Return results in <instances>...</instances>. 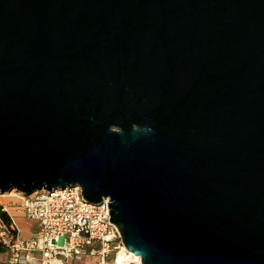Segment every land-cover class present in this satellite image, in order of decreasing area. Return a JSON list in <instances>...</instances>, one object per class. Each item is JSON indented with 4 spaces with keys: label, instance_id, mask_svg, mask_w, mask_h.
Here are the masks:
<instances>
[{
    "label": "water",
    "instance_id": "1",
    "mask_svg": "<svg viewBox=\"0 0 264 264\" xmlns=\"http://www.w3.org/2000/svg\"><path fill=\"white\" fill-rule=\"evenodd\" d=\"M73 187L142 264H264V0H0V192Z\"/></svg>",
    "mask_w": 264,
    "mask_h": 264
},
{
    "label": "built area",
    "instance_id": "2",
    "mask_svg": "<svg viewBox=\"0 0 264 264\" xmlns=\"http://www.w3.org/2000/svg\"><path fill=\"white\" fill-rule=\"evenodd\" d=\"M12 192H0V248L10 255L7 264H78L94 258L93 264H142L127 250L110 221L108 200L89 203L80 187L37 193L35 199ZM14 201L17 214L24 213L37 223V232L29 239L21 238L16 216L10 211Z\"/></svg>",
    "mask_w": 264,
    "mask_h": 264
},
{
    "label": "rangeland",
    "instance_id": "3",
    "mask_svg": "<svg viewBox=\"0 0 264 264\" xmlns=\"http://www.w3.org/2000/svg\"><path fill=\"white\" fill-rule=\"evenodd\" d=\"M37 197V193L31 195V198L32 199H35ZM19 203V202H18ZM16 205H17V201H14V207H11L10 208V211L14 214V216H16V219L17 221H19L20 225H21V222L22 223H25V227L28 229V231H32V232H35L37 231V223L36 222H33V221H26V217H25V214L23 213L22 215H19L16 213L15 209H16ZM24 226V225H23ZM39 246L41 247L42 246V241L39 242ZM36 256L39 258L40 257V253H36ZM2 257V254H0V259ZM90 262H88V264H93L96 259H92V260H89Z\"/></svg>",
    "mask_w": 264,
    "mask_h": 264
},
{
    "label": "crops",
    "instance_id": "4",
    "mask_svg": "<svg viewBox=\"0 0 264 264\" xmlns=\"http://www.w3.org/2000/svg\"><path fill=\"white\" fill-rule=\"evenodd\" d=\"M25 220L27 221L28 219H25ZM16 221H17V219H16ZM28 221H30V220H28ZM17 223H18V226H19V229L21 232V238H23V239H29L32 236H34V234L37 232V231H35V232L28 231V229L25 227V223L21 222V225H20L19 221H17ZM0 254H2V257L0 259V263L1 264H7L9 257H10L9 253L6 250L0 248ZM78 264H88V263L86 262V263H78Z\"/></svg>",
    "mask_w": 264,
    "mask_h": 264
},
{
    "label": "trees",
    "instance_id": "5",
    "mask_svg": "<svg viewBox=\"0 0 264 264\" xmlns=\"http://www.w3.org/2000/svg\"><path fill=\"white\" fill-rule=\"evenodd\" d=\"M2 217L4 218V219H8V216H7V214L6 213H2Z\"/></svg>",
    "mask_w": 264,
    "mask_h": 264
},
{
    "label": "bare ground",
    "instance_id": "6",
    "mask_svg": "<svg viewBox=\"0 0 264 264\" xmlns=\"http://www.w3.org/2000/svg\"><path fill=\"white\" fill-rule=\"evenodd\" d=\"M12 193H14V192H12ZM121 258H123L124 256H123V254L120 256ZM137 261H139L138 259H137ZM140 262V261H139Z\"/></svg>",
    "mask_w": 264,
    "mask_h": 264
},
{
    "label": "clouds",
    "instance_id": "7",
    "mask_svg": "<svg viewBox=\"0 0 264 264\" xmlns=\"http://www.w3.org/2000/svg\"><path fill=\"white\" fill-rule=\"evenodd\" d=\"M145 131H151V129H145Z\"/></svg>",
    "mask_w": 264,
    "mask_h": 264
}]
</instances>
